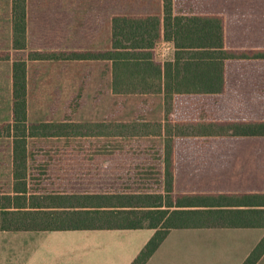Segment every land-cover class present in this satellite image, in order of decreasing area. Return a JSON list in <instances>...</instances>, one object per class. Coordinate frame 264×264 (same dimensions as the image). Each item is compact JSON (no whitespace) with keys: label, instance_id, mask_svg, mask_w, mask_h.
Segmentation results:
<instances>
[{"label":"trees","instance_id":"trees-1","mask_svg":"<svg viewBox=\"0 0 264 264\" xmlns=\"http://www.w3.org/2000/svg\"><path fill=\"white\" fill-rule=\"evenodd\" d=\"M174 1L163 0V19L115 17L112 21V51L72 54L32 52L29 56L30 60H112L116 67L121 65L124 69V75L114 73L113 89L116 93L164 94L166 116L163 122L141 119L133 123H29L27 63L14 61V120L9 124H0V138H14L16 187L13 194L0 192V232L153 230L154 235L131 263L147 264L173 230L264 228L262 190L245 194L175 195L178 171L173 166L172 153L174 149L184 148L177 145L179 140L196 139L201 143L222 140L231 143L230 140L264 139V120L235 118L227 114H221L220 118L198 115L192 120H173L181 108L177 99L223 96L228 91V68L231 63L264 61V52L236 54V50L229 48L222 16L214 13H177ZM26 2H13L14 48L17 50L27 49ZM162 38L172 42L176 50L174 62H167L164 66L152 59V50ZM4 59H10V55L0 53V60ZM139 125L142 127L138 128ZM94 127L116 128L114 134L105 133L104 137L120 140L138 141L139 136L144 134L160 138L157 146L164 152L159 169L162 171L160 183H164L163 188L160 191L111 194L34 190V183L50 181L46 174L41 177L36 172L38 166L28 165L27 140L54 136L90 138L89 134L81 131ZM18 128L22 135H16ZM62 149L61 155L56 152L57 156H48L46 160L52 158L55 164L68 166L71 161L77 160L76 157L84 163L87 160L85 156L89 158V154L86 155L82 149ZM30 159L35 157L31 155ZM226 179L217 183H264L256 179L249 182ZM263 255L264 238L244 264H257Z\"/></svg>","mask_w":264,"mask_h":264},{"label":"rangeland","instance_id":"rangeland-1","mask_svg":"<svg viewBox=\"0 0 264 264\" xmlns=\"http://www.w3.org/2000/svg\"><path fill=\"white\" fill-rule=\"evenodd\" d=\"M138 1L148 3L153 0ZM174 4L177 13H214L222 16L229 48L236 50V54L253 55L256 52H264V0H175ZM4 6L5 0H0V7L4 8ZM160 49V52L166 54L167 57L171 55L168 46L161 45ZM39 53L50 54L49 52ZM37 75L39 79L43 78V81L47 77H54L53 74L46 76L39 73ZM41 87L47 90V99L53 97L48 94L49 91L54 94L57 90L52 89L49 83L45 82ZM177 100L181 108L173 120H192L198 115L220 118L221 114L249 120H264V61L232 62L228 68V91L223 96L206 99L180 97ZM158 101L159 98H149L147 102H141V105H144L142 111L145 115L153 109L157 110L155 104ZM133 102L135 101L129 100V109L133 107ZM69 110L75 113L77 108L70 107ZM43 111L49 115L48 108ZM82 111L81 116L86 115L83 117L84 121L103 120L102 107L85 108ZM131 118L133 116L126 117V119ZM33 120L46 121L43 115H36ZM186 123L184 124L187 125ZM141 127L139 125L138 128ZM64 128L67 129V126L65 125ZM115 131L116 128L111 127L108 130L94 127L81 131L89 134L90 138H62V136L29 138L27 146L31 148L75 147L77 150L82 149L86 155L89 154V158L85 156L86 163L76 157L77 160L71 161L68 165L69 169L67 165L59 166L55 163L51 167H36V172L41 177L46 174L50 182L34 183L33 189L100 194L160 191L164 185L160 183L162 171L159 170L164 152L157 146V142L161 139L145 134L139 136L141 138L138 141L104 137L105 133L112 135ZM68 132L71 131L68 130ZM81 132L75 133L80 134ZM15 133L22 135L20 128ZM125 134L127 135L126 131ZM230 141L231 143L222 142V140L201 143L196 139L181 142L179 140L177 145L184 147L180 149L201 147L236 150L240 153L237 156L240 160L236 165H233L234 161H231L229 164L219 166L220 171L215 174L220 178H214L215 180L202 179L203 176H210L214 173L184 171V169L178 171L175 195L205 192L227 193L239 189H243L239 192L264 191V183H217L227 180L226 178H236L241 182L254 179L264 182V139ZM8 143H11V140L0 139V148L8 146ZM5 158L6 155L0 154V163ZM210 189L218 191H209ZM192 232L194 231L174 232L147 264H188L183 262L184 257L191 255L192 259L197 258L198 254L192 253V246L198 243L199 239L189 236ZM153 233L149 230L0 232V264H128V262L131 264ZM110 239H117L113 240L112 246L107 244ZM185 242L190 243L184 245ZM110 250H116L117 254L114 258H110L109 253L105 254ZM136 251H138L137 254Z\"/></svg>","mask_w":264,"mask_h":264},{"label":"crops","instance_id":"crops-1","mask_svg":"<svg viewBox=\"0 0 264 264\" xmlns=\"http://www.w3.org/2000/svg\"><path fill=\"white\" fill-rule=\"evenodd\" d=\"M13 2L14 0H5L4 8L0 7V53L10 55V59L0 60V124H9L14 120V61L27 63V118L29 123L77 124L114 121L133 123L142 121L141 119L149 122H163L165 120L166 103L163 93L142 95L118 94L114 91V73L124 75V69L121 65L116 67L112 60L39 61L30 60L29 57L32 52L72 54L112 51L113 19L115 17H159L163 19V0H153L148 3H141L138 0H27V49L25 50L14 48ZM161 45L169 47L171 50L169 57L160 52ZM175 56L174 44L165 41L163 38L157 42L152 50V59L161 66L167 62H174ZM39 73L46 76L53 74L54 77H47L43 81V78L39 79L37 75ZM44 82L49 83L52 89H57L54 94L52 91L48 92L49 95L53 96L51 99H47V90L41 87ZM149 98H159L158 103L155 104L157 110L154 111L155 109H153L145 115L142 111L144 105L141 104L147 102ZM129 100L135 101L130 109L128 108ZM104 101L106 103H103ZM70 107H76L77 111L72 113L69 110ZM94 107L103 108V120L84 121L85 118L83 117L86 115L81 116L82 110ZM45 108L49 109V115L43 113ZM36 115H43L46 121L33 120ZM128 116H133V118L126 119ZM69 117L70 119H68ZM4 138L11 140V143L0 148V154L6 155V158L0 163L2 165L0 167V192L13 194L16 187L14 139L12 137H1L0 139ZM62 151V148L37 149L28 147V165L51 167L52 163H56V161L52 158L47 161L46 158L57 156L56 152L61 155ZM31 155L35 157L34 160L30 159ZM172 155V162L176 171L184 169V171L214 173L202 177L206 180L219 179L220 176L215 174L220 171L219 166L229 164L231 161H234L233 165H236L240 160L237 157L240 155L238 151L218 148L174 149ZM213 190L210 189L209 191ZM239 191H243V189L227 193L205 192L190 195L249 193ZM180 230L194 231L189 236L199 239L198 243L192 246V253H197L198 257L194 259L191 255L187 258L184 257L183 262L188 264H243L264 238V228L179 229L171 231L168 238L170 239L174 232ZM167 239L165 242L168 241ZM113 240L117 239H110L107 244L112 246ZM187 243L190 242H185L184 245ZM107 253L110 254V258H114L117 254L116 250L107 251L105 254ZM137 253L138 251H136ZM157 253L158 251L154 256ZM117 256L119 257V254ZM257 264H264V255Z\"/></svg>","mask_w":264,"mask_h":264}]
</instances>
